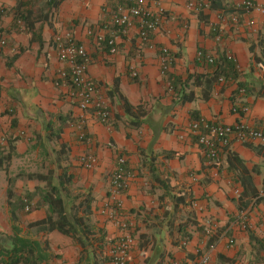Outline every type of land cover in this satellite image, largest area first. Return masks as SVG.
<instances>
[{
    "label": "crops",
    "instance_id": "0c3cea01",
    "mask_svg": "<svg viewBox=\"0 0 264 264\" xmlns=\"http://www.w3.org/2000/svg\"><path fill=\"white\" fill-rule=\"evenodd\" d=\"M17 1L0 0V40H4L0 45V136L16 137V154L11 162L31 145L28 137L19 136L33 137L36 132L43 135L44 123L51 120L53 130L62 128L59 142L69 150L67 160L73 186L90 189L95 194L92 216L96 228L105 231L106 253L119 229L100 210L108 201L109 177L116 158L124 156L134 177L121 196V212L133 226L136 244L139 234L143 233L146 239L142 249L135 245L131 250L129 264H144L146 256L160 250L164 251V257L153 264H165L169 259L191 263L199 251L206 250L210 254L206 264H260L264 251L260 246L264 244L263 150L258 152L252 147L258 143L247 145L233 141L221 153L218 165H211L188 125L198 116L213 122L233 124L242 120L256 128L264 127V100L236 92L235 80L214 81L207 96L202 97V80L211 78L213 73L209 65L196 60L198 49L214 58L225 50L243 76L240 79L258 77L260 72L248 51V42L264 30V14L244 9L241 12L244 0H225L240 12L225 14L204 7L203 17H206L200 19L188 4H208L206 0H161L167 17L149 41L143 43L136 27L126 33L116 31L110 19L113 1L61 0L52 21L42 27L43 42L39 44L31 42L30 33L21 23L14 22ZM252 1L264 4V0ZM234 15L238 20L235 24L231 20ZM104 23L105 36L115 39L116 53H110L107 46L97 45L85 35L89 26H104ZM214 24L222 30L219 41L214 39ZM66 33L83 44L89 53L87 72L97 86L95 98L103 99L112 114L111 124L105 125L92 110L84 113L82 129L87 138L84 141L77 135L82 111L67 88L55 84L58 70L64 65L56 57L53 37ZM162 48L170 56L165 69ZM169 74L181 78L183 84H178V89L195 97L181 102L170 87ZM201 74L203 77L194 84V76ZM188 76L189 81H185ZM115 79L117 91L111 93ZM124 99L146 109L138 127L128 126ZM83 153L95 155L98 163L90 169L83 167L78 162ZM233 155L241 160L258 191L256 197L243 196L244 202L249 201L246 206L238 199L243 190L238 179L241 167ZM12 167L9 165L8 176ZM21 180L24 179L16 178L13 184L16 196H24L37 184ZM6 191V173L0 170V233L9 235L12 226L17 225L21 235L30 237L28 223L42 219L45 208H35L31 202V210L18 213L19 219L14 222ZM180 193L186 204H181L173 216L169 214L173 209L172 200ZM190 211L203 230L214 225L210 234L190 226L186 229L189 237L186 241L182 239L176 226L185 221ZM32 238L47 240L49 258L42 264H81L78 263L80 247L69 237L52 231L34 234Z\"/></svg>",
    "mask_w": 264,
    "mask_h": 264
},
{
    "label": "trees",
    "instance_id": "16d2710c",
    "mask_svg": "<svg viewBox=\"0 0 264 264\" xmlns=\"http://www.w3.org/2000/svg\"><path fill=\"white\" fill-rule=\"evenodd\" d=\"M206 7L209 11H219L221 13L242 12L239 9L233 8L225 3V0H206ZM61 0H19L17 7L13 13L15 23H21L31 35V42L41 44L42 27L45 23H50L54 17L56 8ZM19 7V8H18ZM264 7V4H263ZM21 8V9H20ZM245 10V9H244ZM2 13V12H1ZM200 19L203 17V9L198 12ZM215 32L213 35L215 37ZM248 51L255 67L259 70L260 75L250 80L246 77L241 78V73L236 68L235 62L225 50H222L217 58H213L212 63H208L211 67L213 76L205 78L204 90L202 97H206L210 91L214 81H219L223 78L224 82L228 78L236 81V92H241L245 95H254L264 100V30H260L255 38L248 42ZM200 63V62H199ZM199 77L194 76L193 83L197 84ZM243 77V76H242ZM170 87L179 97L181 102L192 100L195 95L185 93L182 89H178V84L181 78L172 74L168 75ZM188 76L185 81H189ZM118 81L115 79L114 88L111 93L117 91ZM124 113L127 116V124L129 127H138L142 123V117L146 115V109L142 105H131L127 100L123 102ZM11 113V112H10ZM194 116L192 119H197ZM45 134H36L31 138L30 149L39 151V154L44 156L46 162L44 171H19L13 177L8 176V169L11 159L16 154L15 141L16 137L5 138V143H0V170L5 171L7 180V198L11 205V219L15 222L18 220V213L27 212L30 203L33 202L35 208L44 207L45 216L37 221L30 222L27 228L32 234L57 231L75 242L80 247L78 263L81 264H105L109 262V256L105 252V231L101 228H96L95 220L92 216V202L95 199V194L90 189H78L73 186V176L69 172L67 145L59 142L62 128L58 127L53 130L52 121L47 120L44 123ZM247 145H249L247 143ZM256 151L264 153V144L252 146ZM234 160L241 167V176L238 178L243 190L240 192L238 199L246 206L249 201L242 199L243 196L248 198L258 195L257 189L251 184V177L246 173V168L241 160L233 155ZM230 161V156H229ZM211 165H218V162H212ZM152 170V169H151ZM154 174V172H153ZM16 178H25L35 181L37 184L33 190L24 196H16L13 193V184ZM155 179H158V177ZM264 191V182L263 187ZM173 209L169 214L175 215L179 211V206L185 205V197L182 193L173 198ZM27 206V209H26ZM194 226L196 229L205 230L198 224L193 212H188L185 221L180 222L176 226V231L185 241L189 237L186 230L188 227ZM253 238V236H251ZM111 242V241H110ZM109 242V243H110ZM212 242V239H211ZM44 243V245H43ZM146 239L143 233L139 234L137 240V248L142 249L146 246ZM261 249L264 244H261ZM47 240L41 242L38 239L23 236L20 234V228L17 225L12 226L11 234H0V264H42L49 258L47 249ZM264 254V251H263ZM164 257V251L160 250L157 253H151L146 256L144 264H153L155 260ZM159 263V262H158ZM264 264V257L261 263Z\"/></svg>",
    "mask_w": 264,
    "mask_h": 264
},
{
    "label": "built area",
    "instance_id": "2783aa9c",
    "mask_svg": "<svg viewBox=\"0 0 264 264\" xmlns=\"http://www.w3.org/2000/svg\"><path fill=\"white\" fill-rule=\"evenodd\" d=\"M114 2V8L111 12V24L117 32L126 33L132 28L137 29V36L143 43L149 41L150 35L159 27L162 21L167 17V12L161 0H111ZM243 6L245 11H257L264 14V7L253 2L252 0H244ZM206 7L203 2L189 3L188 8L198 12L201 8ZM2 8L0 7V13ZM232 23H237V16L231 18ZM264 27V22H263ZM105 23L100 25L89 26L85 30V35L92 38L97 45L107 46L110 53L117 52V44L113 37L105 36ZM215 32L214 39L219 41L222 36L220 26L213 25ZM53 43L56 51V57L64 66L58 70L55 84L67 88L69 96L77 104L82 111V115L77 122L78 139L87 140L85 132L82 129L84 123V113L92 110L93 115L103 124L110 125L112 114L107 103L103 99H96L97 86L87 72L90 61L89 53L83 44L76 41L69 33L55 34ZM4 44V40H0V45ZM162 59L164 69L170 62V56L167 49L162 48ZM213 56L210 53L198 49L196 52V60L203 64L213 62ZM136 75L135 72L132 73ZM220 78V81H223ZM230 81L231 78H228ZM243 92V90H241ZM245 109V108H244ZM234 111L237 109L234 108ZM189 132L195 137L197 145L201 148L208 162H218L221 153L233 141L239 143H258L264 144V127L256 128L239 120L233 124L213 122L204 118L191 120L188 125ZM5 136H0V143H5ZM78 162L85 168H92L97 163V157L90 153H83L78 158ZM134 174L126 164L124 156H117L116 164L109 177L108 185V201L102 206L100 213L107 214L118 226L119 232L111 240L107 248L109 256V264H129V256L131 250L136 245L133 235V226L121 212L122 202L121 196L129 187ZM27 209V206H26ZM208 225L205 234L211 232ZM231 242V241H230ZM209 252L199 251L197 257L191 263L180 262L176 260H167L165 264H206L209 259ZM264 257V254H263Z\"/></svg>",
    "mask_w": 264,
    "mask_h": 264
},
{
    "label": "rangeland",
    "instance_id": "374dc122",
    "mask_svg": "<svg viewBox=\"0 0 264 264\" xmlns=\"http://www.w3.org/2000/svg\"><path fill=\"white\" fill-rule=\"evenodd\" d=\"M25 127V126H24ZM24 130V129H23ZM24 132V131H23ZM7 136H9L7 133H5ZM21 139H27V137L29 138L28 142H30V139L32 138L31 136L29 137L28 135L24 134V135H20L19 136ZM5 138H7L5 136ZM28 150H26V152L20 156V157H15L12 162H10V166L12 165L13 167L11 168V171H9V174L11 177L14 176V174H16L19 171H44L45 169V163H43L44 161V156L39 154V151L37 150H31L30 149V145L29 148L27 147ZM24 180H21V182H28L25 178H23ZM33 182L36 184L35 181H31L30 184L32 185ZM35 186V185H34ZM77 187V186H75ZM33 188V187H32ZM31 205H29L28 211L31 210ZM6 227V226H5ZM3 232H1L0 234H2ZM34 236V234H30V237L32 238Z\"/></svg>",
    "mask_w": 264,
    "mask_h": 264
}]
</instances>
